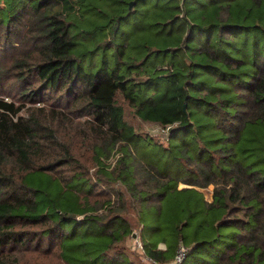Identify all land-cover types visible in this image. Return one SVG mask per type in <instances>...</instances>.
<instances>
[{
  "label": "trees",
  "instance_id": "obj_1",
  "mask_svg": "<svg viewBox=\"0 0 264 264\" xmlns=\"http://www.w3.org/2000/svg\"><path fill=\"white\" fill-rule=\"evenodd\" d=\"M9 70L0 264H264V0H0Z\"/></svg>",
  "mask_w": 264,
  "mask_h": 264
},
{
  "label": "rangeland",
  "instance_id": "obj_2",
  "mask_svg": "<svg viewBox=\"0 0 264 264\" xmlns=\"http://www.w3.org/2000/svg\"><path fill=\"white\" fill-rule=\"evenodd\" d=\"M11 72L12 71L9 70V76L0 78V100L12 102L14 103L15 107L20 108V111L18 112V116H21L23 118H28V117L37 118L39 120V123L41 125H44L42 128L44 130H45V125L47 126L48 122L52 124L60 123L59 126L64 129L67 119H73V115L64 112L65 116L59 115L58 116L59 118L55 119L56 117L55 115L51 114L50 109L61 110L62 108L60 105H54L48 101H44V102H34L31 100L26 101L24 97L20 96L18 90L19 83L16 82L17 80L11 78L12 75ZM41 108L42 110H39ZM82 119L81 121H83ZM129 119L132 123L137 125V127H139L140 130L144 131L145 133L152 134L161 139L166 138V129H162L160 125L148 123V122H142L139 119H133V118H129ZM210 189L211 187L204 190L206 195L210 192ZM127 216L133 221L134 217L132 214H128ZM126 246L131 250L140 251V249H138L137 246L135 245L134 239H128ZM189 249L191 248L189 247ZM202 253L204 254V251H202ZM203 257L204 255L200 254L199 252L193 251L192 255L189 256L187 260L184 261V263L197 264L198 260L203 259Z\"/></svg>",
  "mask_w": 264,
  "mask_h": 264
},
{
  "label": "built area",
  "instance_id": "obj_3",
  "mask_svg": "<svg viewBox=\"0 0 264 264\" xmlns=\"http://www.w3.org/2000/svg\"><path fill=\"white\" fill-rule=\"evenodd\" d=\"M134 241H135V245L137 246V248L141 249L140 243L137 240H134ZM186 255H187V248L184 245L179 244L176 249L174 258L170 262L164 263V264H181L184 261ZM144 260L149 261L146 258ZM148 263L159 264L156 262H148Z\"/></svg>",
  "mask_w": 264,
  "mask_h": 264
},
{
  "label": "crops",
  "instance_id": "obj_4",
  "mask_svg": "<svg viewBox=\"0 0 264 264\" xmlns=\"http://www.w3.org/2000/svg\"><path fill=\"white\" fill-rule=\"evenodd\" d=\"M149 264H152V263H149Z\"/></svg>",
  "mask_w": 264,
  "mask_h": 264
}]
</instances>
